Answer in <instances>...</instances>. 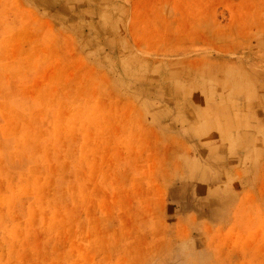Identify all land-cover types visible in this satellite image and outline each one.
Returning a JSON list of instances; mask_svg holds the SVG:
<instances>
[{"label": "rangeland", "instance_id": "obj_1", "mask_svg": "<svg viewBox=\"0 0 264 264\" xmlns=\"http://www.w3.org/2000/svg\"><path fill=\"white\" fill-rule=\"evenodd\" d=\"M191 2L182 19L204 13ZM248 7L264 20V0H210L220 36L208 50L182 36L174 58L48 38L0 0V264H264V135L224 167L197 137L170 136L217 111L244 124V39L217 30Z\"/></svg>", "mask_w": 264, "mask_h": 264}, {"label": "crops", "instance_id": "obj_2", "mask_svg": "<svg viewBox=\"0 0 264 264\" xmlns=\"http://www.w3.org/2000/svg\"><path fill=\"white\" fill-rule=\"evenodd\" d=\"M191 3L200 8L204 6V13L189 12L187 19H182V0H4V4L12 7L23 6L29 15H36L48 24V38L71 37L79 45H91L92 52H99L101 43L108 42L109 46L113 45L120 54L127 52V55L131 52L133 56V50L138 49L159 57L172 53L174 58L175 54L182 51V36L195 45L198 40L203 42L204 44L199 46L204 50L210 49L211 35L220 36L218 32H210V0H192ZM193 9L196 11V7ZM252 9L253 7L245 8L244 12L234 15L236 19L231 18L229 24L223 23L220 25L221 29L217 30L223 31L222 36L225 37L230 36L228 27H234L235 35L244 39L240 46H243L241 50L245 54L244 68L250 70V75L241 74L240 77L241 81L249 79V83L250 80L252 83L247 89L244 88L236 99L240 102V121L244 124L233 126L236 125V114H233V122L231 112L228 115L225 111L224 114L215 111L216 114L209 123L205 119L203 132L201 126H196L191 137L182 134L183 130L172 131L170 134L182 144L188 142L187 138L197 137L198 141L195 143H203L208 148L204 151L209 152L210 157L221 158L218 163L223 167L231 164L230 157L234 149H245L240 157L241 161L247 156L246 147H250L249 152L252 154L255 150V135H264V80L260 79L264 72V20L259 18L258 12L253 13ZM223 41L225 42V38ZM184 51L198 52L191 49ZM213 51L226 53L228 50L222 45L214 47ZM178 63L180 61L173 64ZM163 64L164 60H158V65L162 68ZM240 133L243 134L244 140L243 144L239 145ZM184 163L194 167L201 165L204 169L206 167V162L192 154ZM212 164L211 162L210 167ZM194 170L197 169H191Z\"/></svg>", "mask_w": 264, "mask_h": 264}]
</instances>
